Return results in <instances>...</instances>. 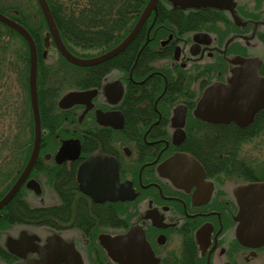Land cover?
<instances>
[{
    "label": "flooded vegetation",
    "instance_id": "obj_1",
    "mask_svg": "<svg viewBox=\"0 0 264 264\" xmlns=\"http://www.w3.org/2000/svg\"><path fill=\"white\" fill-rule=\"evenodd\" d=\"M181 2L158 0L98 63L37 47L27 173L31 54L9 49L0 201L22 181L0 209V264H264V0ZM145 7L99 46L63 42L99 57Z\"/></svg>",
    "mask_w": 264,
    "mask_h": 264
},
{
    "label": "trees",
    "instance_id": "obj_2",
    "mask_svg": "<svg viewBox=\"0 0 264 264\" xmlns=\"http://www.w3.org/2000/svg\"><path fill=\"white\" fill-rule=\"evenodd\" d=\"M62 38L83 46L101 45L109 30L136 21L148 0H47ZM159 3H161L159 1ZM0 12L16 20L32 34L38 48H45L48 25L37 0H0ZM130 29L127 27V32ZM14 39V47L12 42ZM54 45V44H53ZM9 49L28 62L24 38L0 23V68L7 63ZM51 67L48 65V68Z\"/></svg>",
    "mask_w": 264,
    "mask_h": 264
},
{
    "label": "water",
    "instance_id": "obj_3",
    "mask_svg": "<svg viewBox=\"0 0 264 264\" xmlns=\"http://www.w3.org/2000/svg\"><path fill=\"white\" fill-rule=\"evenodd\" d=\"M37 1H38L39 5L42 9V12L45 16V19H46V22L48 25V29H49L48 32L46 33V45H47V47L50 45L51 39H53L54 42L56 43L58 49L60 50V52L68 60H70L71 62L77 63V64H81V65H90V64H94V63L104 61V60L110 58L111 56L119 53L120 51L124 50L129 45V43L135 38V36L137 35L140 28L143 26L145 20L149 16V14L153 11V9L156 8L157 2H158V0H149V2L147 3V5L143 11V13L141 14L140 18L138 19L136 25L131 30L129 35L126 37V39L120 45H118L113 50H111V51L107 52L106 54H103L99 57L84 60V59H80V58L75 57L68 50L66 45L64 44L47 0H37ZM203 1L204 0H202V3H203ZM181 3L184 5H187V6H194V5H199L201 3V0H182ZM0 22L5 24L6 26L12 28L13 30H16L17 32H19L24 37V39L27 41L29 48H30V54H31L30 81H31V92H32V99H33V107H34V112H35L37 142H36V147H35L33 156L31 158V161L25 170L27 173L32 168L33 162L35 160V157H36V155L38 153V149H39L38 142H39V134H40V119H39L38 101H37L38 51H37L36 43L34 41L33 36L22 24H20L16 20L2 14L1 12H0ZM256 76H257V74H256ZM258 89L259 88L255 85L254 92H252V94L255 95L254 107H257L259 105H264L263 95H262V97L257 96L258 95L257 94ZM72 97H73V95L69 94L64 99V101L69 102V101H71ZM234 97H235L234 92L232 93V91H230L228 93V101H232L234 99ZM21 181L22 180L20 179V181H18V183L12 188V190L0 201V209L10 200V198L13 196V194L17 191L19 185L21 184ZM256 187H258V186L254 185V186L249 187L248 189L252 190L253 188H256Z\"/></svg>",
    "mask_w": 264,
    "mask_h": 264
}]
</instances>
